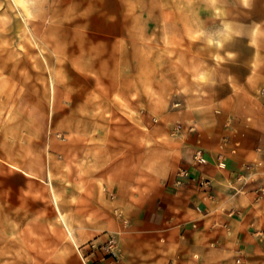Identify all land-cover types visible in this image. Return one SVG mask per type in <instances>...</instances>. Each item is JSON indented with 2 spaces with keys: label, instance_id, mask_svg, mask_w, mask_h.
<instances>
[{
  "label": "rangeland",
  "instance_id": "obj_1",
  "mask_svg": "<svg viewBox=\"0 0 264 264\" xmlns=\"http://www.w3.org/2000/svg\"><path fill=\"white\" fill-rule=\"evenodd\" d=\"M261 18L264 0H252L249 10L238 0L215 8L206 0H0V232L10 223L15 239L23 223L64 222L87 192L85 172L74 170L94 161L97 148L107 144L111 162L139 134L147 158L152 145L144 135L159 124L161 101L175 99L176 109L181 95H195L203 73L197 52L207 46L191 37L223 20ZM117 86L140 98L138 113ZM173 127L177 134L182 124ZM85 134L92 153L70 152L67 145L84 144ZM14 254L0 245V264Z\"/></svg>",
  "mask_w": 264,
  "mask_h": 264
},
{
  "label": "crops",
  "instance_id": "obj_2",
  "mask_svg": "<svg viewBox=\"0 0 264 264\" xmlns=\"http://www.w3.org/2000/svg\"><path fill=\"white\" fill-rule=\"evenodd\" d=\"M253 23L264 32V18L243 24ZM215 51L197 52L207 82H197L195 95H181L176 109L175 99H160V122L144 135L152 145L147 158L139 134L117 147L111 162L108 145L99 147L94 161L74 170L85 172L87 192L67 208L64 222L54 217L53 228L45 219L32 228L23 223L15 239L6 223L1 250L15 254L4 264H264V38L256 46L247 38L226 44L221 55L235 52L232 59L215 61ZM115 91L139 112L137 95L121 86ZM176 122L182 129L173 134ZM78 140L85 143H69L70 152L92 153L89 135ZM196 150L204 162L194 158ZM112 232L121 251L115 263L99 249L77 248Z\"/></svg>",
  "mask_w": 264,
  "mask_h": 264
},
{
  "label": "clouds",
  "instance_id": "obj_3",
  "mask_svg": "<svg viewBox=\"0 0 264 264\" xmlns=\"http://www.w3.org/2000/svg\"><path fill=\"white\" fill-rule=\"evenodd\" d=\"M219 0H206V3L214 7ZM238 5L241 9L249 10L252 6V0H238ZM245 28L249 31H245ZM203 38L204 44L208 49H215L212 54L215 61H222L224 57L232 59L236 56L235 52H223L225 45L232 43L237 38H247L249 46H256L259 39L264 38V32L261 31V23H253L250 26L242 23L223 20L218 28L210 31H200L194 34L191 39L199 40ZM195 79L201 82H207V74L200 73Z\"/></svg>",
  "mask_w": 264,
  "mask_h": 264
},
{
  "label": "built area",
  "instance_id": "obj_4",
  "mask_svg": "<svg viewBox=\"0 0 264 264\" xmlns=\"http://www.w3.org/2000/svg\"><path fill=\"white\" fill-rule=\"evenodd\" d=\"M193 156L199 162H204L206 160L200 150H196ZM206 183H208V181H206ZM85 245H88L92 249L101 250L103 252L104 257H108L111 262L117 261L121 253L119 248L118 237L112 233H109L107 237L100 243H86L84 245L78 246V249L84 248ZM81 254L84 257L87 255L83 251L81 252Z\"/></svg>",
  "mask_w": 264,
  "mask_h": 264
}]
</instances>
